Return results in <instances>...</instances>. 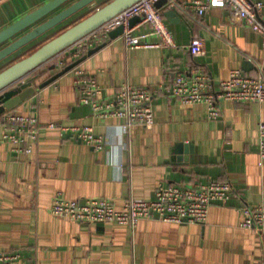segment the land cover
<instances>
[{"label":"crops","instance_id":"obj_1","mask_svg":"<svg viewBox=\"0 0 264 264\" xmlns=\"http://www.w3.org/2000/svg\"><path fill=\"white\" fill-rule=\"evenodd\" d=\"M50 1L0 0V32ZM178 1L182 20L171 24L165 18L175 48L129 49L121 36L109 38L80 68L108 95L124 84L163 90L177 74L190 75L195 68L208 71L215 85L234 69L264 77L258 33L232 21L226 10L211 9L201 16L185 9L192 0ZM260 18L264 23V9ZM132 27L136 34L151 31L141 21ZM195 36L204 40L198 56L191 51ZM148 40L158 42L156 36ZM245 60L253 65L250 71L244 70ZM54 70L38 73L35 85L61 71ZM153 110L152 129L135 126L122 133V120H102L80 103L72 72L16 107L14 112L33 114L43 125L92 126L105 146L97 150L59 130L42 131L29 155L15 154L10 143L0 145V252H19L15 264H264V232L242 226V209L264 203V159L258 153L264 104L221 101L220 118L210 120L206 105H185L164 89ZM2 133L0 123V138ZM179 144L193 151L175 154ZM213 180L230 182L234 194L227 203L212 205L203 225L158 219H143L135 228L114 222L80 224L50 211L58 195L107 198L119 209L131 198L153 199L160 184L193 186Z\"/></svg>","mask_w":264,"mask_h":264},{"label":"built area","instance_id":"obj_2","mask_svg":"<svg viewBox=\"0 0 264 264\" xmlns=\"http://www.w3.org/2000/svg\"><path fill=\"white\" fill-rule=\"evenodd\" d=\"M160 0H141L123 11L99 30L81 39L55 59V69L62 70L70 63L78 61L92 49L108 42L110 33L120 26L124 27L121 38L129 49L137 48H175V37L164 16V9L157 8ZM185 9L193 10L204 16L211 9L228 11L235 23H244L258 33L264 47V23L260 14L264 9L261 2L250 0H192ZM140 17L151 31L136 34L130 22ZM156 36L158 42L149 41ZM204 40L198 36L192 39L191 51L194 56L204 51ZM74 87L82 105L90 106L93 115L105 119L123 121L122 133L128 134L135 126L152 129L155 125L153 104L164 89L185 105L204 104L208 118L218 120L221 116L219 103L255 102L264 104V77L261 74L249 75L240 69L230 71L229 77L215 85L214 80L203 68H195L190 75L179 73L172 83L163 90L159 87H138L124 84L112 95L105 93L100 83L86 70L74 68ZM2 143H10L17 155L31 154L45 130H59L61 135H71L86 145L103 150L105 139L96 134L92 126H67L57 123L41 124L33 114L5 112L2 116ZM258 153L264 159V123L259 126ZM234 194L230 182L213 180L207 184L193 186L160 184L153 199L131 198L122 208H117L111 199L80 198L65 199L55 197L50 211L52 215L69 219L80 224H105L114 222L135 228L143 219H158L166 223L205 224L209 209L214 204H225ZM245 220L242 226L247 229H259L264 232V203L256 207L242 209ZM21 258L17 251L0 252V264H15Z\"/></svg>","mask_w":264,"mask_h":264},{"label":"water","instance_id":"obj_3","mask_svg":"<svg viewBox=\"0 0 264 264\" xmlns=\"http://www.w3.org/2000/svg\"><path fill=\"white\" fill-rule=\"evenodd\" d=\"M100 1L52 0L0 32V118L5 112L14 110L32 98L39 89L55 82L80 65L88 56L96 53L103 46L92 49L87 55L68 65L40 85H35L38 75L28 78L32 73L141 0H111L60 34L43 43L39 41L52 30ZM181 4L178 0H160L156 3V7L163 8L165 18L171 24H176L182 20L178 11ZM140 21V17H135L131 20L130 25L133 26ZM123 32L124 27L120 26L110 33V38L116 39ZM36 42L41 43L36 45ZM34 44L36 47L29 55L16 58L19 52ZM252 68L253 65L245 60L244 70L250 71ZM54 69L55 66L50 67V70ZM183 149L186 153L193 151L191 146L179 144L176 145L173 152L178 154Z\"/></svg>","mask_w":264,"mask_h":264},{"label":"rangeland","instance_id":"obj_4","mask_svg":"<svg viewBox=\"0 0 264 264\" xmlns=\"http://www.w3.org/2000/svg\"><path fill=\"white\" fill-rule=\"evenodd\" d=\"M111 0H101L100 2H98L97 4L91 6L90 8L84 10L82 13L74 16L73 18H71L70 20H68V24L65 25V23H63L65 26H59L56 29L52 30V32H50V34H48V36L44 37V39H41L39 41L44 42L46 40H48V38H52L53 36H56L58 34H60L61 32H63L64 30H66L67 28L71 27L72 25H74L76 22L80 21L81 19L85 18L89 13L93 12L96 8L103 6L104 4H106L107 2H109ZM82 16V17H81ZM81 17V18H80ZM62 24V25H63ZM41 42H36V45H39ZM35 44L33 46H31L30 50H27L24 53V56L29 55L33 50H34ZM26 54V55H25ZM23 56V57H24ZM22 58V57H20ZM58 57H56L55 59H57ZM55 59H53L51 62L45 64L44 66H42L41 68H39L38 70H36L34 73L38 74L40 72H42L44 69L49 68L51 64L55 63Z\"/></svg>","mask_w":264,"mask_h":264},{"label":"trees","instance_id":"obj_5","mask_svg":"<svg viewBox=\"0 0 264 264\" xmlns=\"http://www.w3.org/2000/svg\"><path fill=\"white\" fill-rule=\"evenodd\" d=\"M72 63H74V62H72ZM72 63H70V64H72ZM70 64H69V65H70ZM43 66H44V65H43ZM76 67H80V65H78V66H76ZM76 67H74V68H76ZM40 68H41V67H40ZM74 68H73L71 71H69V72H72V73H73V72H74ZM37 70H38V69H37ZM50 71H51V72H54L55 70H50V67L47 68V69H44V70H43L44 73H49ZM33 75L36 76V75H38V74H36V73H32L30 76H33ZM50 78H51V76H49L47 79H50ZM12 111H13V110H12ZM0 123H2V118H0ZM2 127H3V125H2ZM24 155H29V154H24Z\"/></svg>","mask_w":264,"mask_h":264}]
</instances>
